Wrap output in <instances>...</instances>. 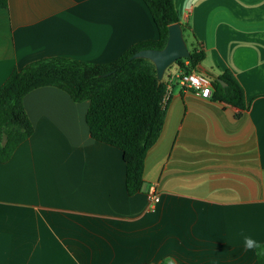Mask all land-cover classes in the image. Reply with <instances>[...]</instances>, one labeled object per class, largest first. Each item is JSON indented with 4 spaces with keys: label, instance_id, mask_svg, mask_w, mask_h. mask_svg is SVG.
<instances>
[{
    "label": "crops",
    "instance_id": "crops-1",
    "mask_svg": "<svg viewBox=\"0 0 264 264\" xmlns=\"http://www.w3.org/2000/svg\"><path fill=\"white\" fill-rule=\"evenodd\" d=\"M173 4L188 46L205 51L197 72H232L247 108L235 117L164 74L163 127L128 194L121 150L89 135L87 100L29 91L33 133L0 162V264H258L241 232L264 242V0ZM156 37L143 0H7L0 85L36 59L104 63Z\"/></svg>",
    "mask_w": 264,
    "mask_h": 264
},
{
    "label": "trees",
    "instance_id": "trees-1",
    "mask_svg": "<svg viewBox=\"0 0 264 264\" xmlns=\"http://www.w3.org/2000/svg\"><path fill=\"white\" fill-rule=\"evenodd\" d=\"M143 1L157 28L156 38L137 41L104 63L51 56L12 70L0 85V162L8 160L33 133L23 105L24 95L50 85L64 90L74 101L87 100L84 119L90 137L121 150L126 191L133 194L141 190L146 152L159 137L165 119L167 81L163 77L158 82L150 59L131 55L142 48L163 47L168 25L180 22L173 0ZM6 5L7 0H0V7ZM181 26L185 38L186 28ZM188 48L189 56L169 65L165 75L172 66L185 73L198 70L205 51L198 46ZM209 97L235 107V117L248 106L242 85L229 70L211 80ZM260 244L264 247V242ZM257 263L264 264V256L257 255Z\"/></svg>",
    "mask_w": 264,
    "mask_h": 264
},
{
    "label": "water",
    "instance_id": "water-1",
    "mask_svg": "<svg viewBox=\"0 0 264 264\" xmlns=\"http://www.w3.org/2000/svg\"><path fill=\"white\" fill-rule=\"evenodd\" d=\"M167 29V39L163 47L142 48L131 55V58L145 57L150 59L155 66L158 82L163 78L164 72L169 65L179 58L189 56V48L183 35L181 23H170ZM219 81L224 84L222 80L219 79Z\"/></svg>",
    "mask_w": 264,
    "mask_h": 264
},
{
    "label": "built area",
    "instance_id": "built-area-1",
    "mask_svg": "<svg viewBox=\"0 0 264 264\" xmlns=\"http://www.w3.org/2000/svg\"><path fill=\"white\" fill-rule=\"evenodd\" d=\"M168 77V81L172 79H176L179 84L186 88H193L201 92L204 96H209L211 90V80L203 73L197 71H191L189 73L185 72H177L172 74V72L166 74ZM167 91L164 96V100L166 101L167 93L169 90L168 82H167ZM149 200L151 203H156L159 199V196L152 191L149 194Z\"/></svg>",
    "mask_w": 264,
    "mask_h": 264
},
{
    "label": "clouds",
    "instance_id": "clouds-1",
    "mask_svg": "<svg viewBox=\"0 0 264 264\" xmlns=\"http://www.w3.org/2000/svg\"><path fill=\"white\" fill-rule=\"evenodd\" d=\"M241 236L243 237V247L245 251L257 249L259 250L257 255L264 256V247H262L257 240L250 235H244L243 232H241ZM166 264H175V261L171 257H166Z\"/></svg>",
    "mask_w": 264,
    "mask_h": 264
},
{
    "label": "rangeland",
    "instance_id": "rangeland-1",
    "mask_svg": "<svg viewBox=\"0 0 264 264\" xmlns=\"http://www.w3.org/2000/svg\"><path fill=\"white\" fill-rule=\"evenodd\" d=\"M175 68H176L175 66H172V67L170 68V69H171L170 72H172V74L177 73V72L175 71Z\"/></svg>",
    "mask_w": 264,
    "mask_h": 264
}]
</instances>
